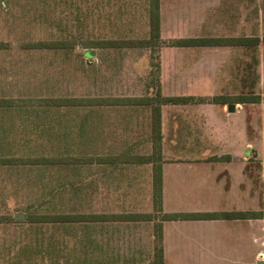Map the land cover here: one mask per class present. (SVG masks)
Here are the masks:
<instances>
[{
	"label": "rangeland",
	"instance_id": "obj_1",
	"mask_svg": "<svg viewBox=\"0 0 264 264\" xmlns=\"http://www.w3.org/2000/svg\"><path fill=\"white\" fill-rule=\"evenodd\" d=\"M152 5L153 0H0V168L24 172L13 175L5 186L8 200H0V245L8 246L26 230H38L45 239L63 231L47 224L49 216L83 218L58 215L59 210L48 214L49 168L121 157L151 160L158 168L164 104H217L221 96L260 95L261 101L247 106L249 134L264 138V0H160L159 34L153 30ZM244 36L260 42L180 45L188 38ZM181 75L186 79L177 80ZM192 83L203 85L209 99L162 95L163 90L185 93ZM83 122L88 124L82 128ZM251 150L249 174L262 206L264 159ZM42 157L53 161L23 164ZM30 192L40 198L27 199ZM32 202L39 214L27 206ZM69 228L80 231L79 225ZM40 243L39 255L0 251V264L79 261L48 255L55 251L47 249V240ZM248 246L246 262L256 264L255 246Z\"/></svg>",
	"mask_w": 264,
	"mask_h": 264
},
{
	"label": "crops",
	"instance_id": "obj_2",
	"mask_svg": "<svg viewBox=\"0 0 264 264\" xmlns=\"http://www.w3.org/2000/svg\"><path fill=\"white\" fill-rule=\"evenodd\" d=\"M181 77L176 79H186ZM195 78L201 80L191 75ZM189 85L185 93L163 90L162 95L204 100L211 96L203 85ZM192 101L162 105L158 208L154 161L134 162L121 157L120 162L110 158L73 169L49 168L48 208L54 211L48 210V214L57 215L59 210L58 215L74 213L83 218H49L48 225H59L63 231L45 239L38 230L29 232L25 228L26 232L18 233L8 246L1 244L0 251L39 255L40 247L44 249L39 244L42 239L47 240L49 251H55L48 255L62 253L66 258H79L71 264H158L159 258L162 264H247L251 242L256 249V264L264 261V204L256 201L259 197L249 174L252 147L264 159V138L256 131L249 134L247 106L257 102L232 99L223 105ZM87 124L83 122L82 128ZM22 173L0 168V187L4 188L0 189V200H8L5 186L12 183L13 175ZM30 193L27 199L40 198ZM33 202L27 206L39 214ZM249 211L257 217H215L219 212ZM74 225H79V232L69 228Z\"/></svg>",
	"mask_w": 264,
	"mask_h": 264
},
{
	"label": "trees",
	"instance_id": "obj_3",
	"mask_svg": "<svg viewBox=\"0 0 264 264\" xmlns=\"http://www.w3.org/2000/svg\"><path fill=\"white\" fill-rule=\"evenodd\" d=\"M153 10L156 12V17L153 18V30L159 34V12H160V0H153L152 5ZM260 42L259 37H229V38H188L180 44L182 46H248V45H258ZM237 101L242 103H255L261 101V97L258 95H245L240 96ZM229 100L226 97H220L219 103L225 105ZM53 160L47 157L27 159L23 161V164H49ZM148 161V160H144ZM1 164H8V162H2ZM155 205L158 208L161 205V175L157 168L155 169ZM258 214L255 212H219L215 214L217 218H252L257 217ZM56 217V216H55ZM48 218V217H47ZM49 218H53L49 216ZM158 264H162L161 258L158 260Z\"/></svg>",
	"mask_w": 264,
	"mask_h": 264
},
{
	"label": "water",
	"instance_id": "obj_4",
	"mask_svg": "<svg viewBox=\"0 0 264 264\" xmlns=\"http://www.w3.org/2000/svg\"><path fill=\"white\" fill-rule=\"evenodd\" d=\"M90 54H94V52H90ZM232 106H233V104H232ZM257 264H264V261L261 260V261H259Z\"/></svg>",
	"mask_w": 264,
	"mask_h": 264
}]
</instances>
